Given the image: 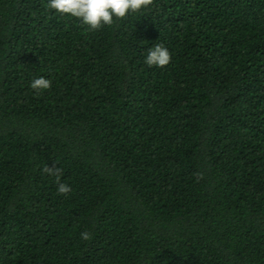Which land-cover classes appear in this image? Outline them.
I'll return each instance as SVG.
<instances>
[{
	"label": "trees",
	"instance_id": "obj_1",
	"mask_svg": "<svg viewBox=\"0 0 264 264\" xmlns=\"http://www.w3.org/2000/svg\"><path fill=\"white\" fill-rule=\"evenodd\" d=\"M0 264H264V0H0Z\"/></svg>",
	"mask_w": 264,
	"mask_h": 264
},
{
	"label": "clouds",
	"instance_id": "obj_2",
	"mask_svg": "<svg viewBox=\"0 0 264 264\" xmlns=\"http://www.w3.org/2000/svg\"><path fill=\"white\" fill-rule=\"evenodd\" d=\"M152 0H47V8L56 13L75 18L90 30H97L102 26H110L114 19L125 18L130 13L147 8ZM171 61V53L163 44H154L148 48L144 62L149 67H164ZM30 87L34 91H43L51 87V80L43 76L32 80ZM45 172H52L45 168ZM58 169L56 173H58ZM57 192L61 195L71 191L67 184L57 180ZM83 240H88L89 234H81Z\"/></svg>",
	"mask_w": 264,
	"mask_h": 264
}]
</instances>
